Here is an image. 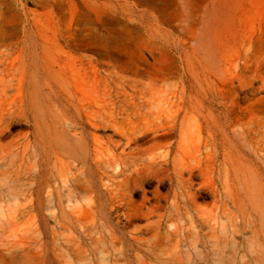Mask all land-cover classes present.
<instances>
[{
	"label": "bare ground",
	"instance_id": "1",
	"mask_svg": "<svg viewBox=\"0 0 264 264\" xmlns=\"http://www.w3.org/2000/svg\"><path fill=\"white\" fill-rule=\"evenodd\" d=\"M32 57L22 63L18 84L28 95L20 108L32 116L34 140H5L0 115V167L6 168L0 170V264H101L96 262L97 255L104 264H129L124 249L131 246L151 255L155 264H188L191 255L199 258L203 253L211 264H225L231 237L246 223L256 225V219L247 220L248 214L259 218L253 233L260 237L264 184L255 182L247 164L232 156L224 139L219 160L211 135L196 138L192 134L191 112L208 111L205 102L193 101L175 111L156 106L154 112L150 102L140 105L134 94L120 95V75L115 73L112 83L117 99L108 87L101 106L104 124L112 126L119 139L111 141L106 153L90 147L83 130L71 135L65 128L66 119L71 125L81 120V100L48 54ZM55 103L59 113L53 110ZM221 110L224 114L230 109L225 104ZM236 119L226 126L241 121ZM243 124L247 133L238 141L252 153L264 154V115L253 126L249 121ZM150 130L166 132L140 142V136ZM167 132L175 134V139L163 143L160 137ZM30 147L39 149L40 166L49 165L55 173L46 176V168L40 166L38 171L25 170V158L37 156ZM74 154L78 160L66 159ZM145 177L157 181L153 203L146 196L139 202L131 197ZM167 179L175 182L169 207L161 203L168 194L158 192ZM104 182L114 189L100 187L103 194L95 195L98 183ZM204 187L211 201L202 204L199 192ZM114 217L115 225L127 230L120 237L111 224Z\"/></svg>",
	"mask_w": 264,
	"mask_h": 264
},
{
	"label": "rangeland",
	"instance_id": "2",
	"mask_svg": "<svg viewBox=\"0 0 264 264\" xmlns=\"http://www.w3.org/2000/svg\"><path fill=\"white\" fill-rule=\"evenodd\" d=\"M36 53H46L55 61L81 100V120L71 125L66 119L64 126L71 135L83 130L90 147L108 153L111 141L119 139L114 128L104 124L101 106L108 87L117 99L112 77L118 73L119 94H134L140 105L150 102L154 112L156 106L175 111L193 101L205 102L208 111L191 112L192 134L211 135L219 160L225 141L232 156L247 164L255 182L264 184L263 152L254 154L238 141L247 133L243 121L253 126L264 115V0H0V108L7 109H0V115L5 140H34L32 116L20 108L28 95L19 88L18 79L22 63H29ZM4 77L9 81L3 83ZM225 104L230 110L223 114ZM58 109L55 103L54 112ZM236 117L241 121L226 126ZM164 132L147 131L140 142ZM168 135L160 137L163 143L175 139V134ZM37 150L30 147L37 156L25 158L26 171H38ZM206 150L202 146L204 154ZM66 159L78 160L75 154ZM41 167L46 168V176L55 173L49 165ZM104 183H98L95 195L103 194L100 187L114 189L110 182ZM156 185V179L145 177L131 194L133 201L146 196L153 203ZM174 187L169 179L158 186L160 194H168L161 200L163 206H170ZM199 195L202 204L211 201L208 188ZM252 219L256 225L246 223L231 237L225 264H264V228L257 237L253 230L259 228V218L248 214L247 220ZM116 220L111 224L120 237L127 230L117 227ZM124 250L129 264H155L136 246ZM96 262L104 264L100 255ZM188 264L211 262L203 253L199 258L191 255Z\"/></svg>",
	"mask_w": 264,
	"mask_h": 264
}]
</instances>
